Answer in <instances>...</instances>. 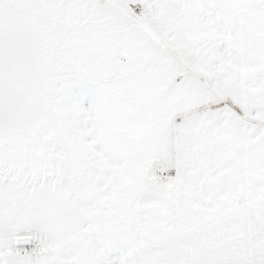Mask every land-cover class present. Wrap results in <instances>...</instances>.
<instances>
[{
	"label": "snow or ice",
	"instance_id": "snow-or-ice-1",
	"mask_svg": "<svg viewBox=\"0 0 264 264\" xmlns=\"http://www.w3.org/2000/svg\"><path fill=\"white\" fill-rule=\"evenodd\" d=\"M0 264H264V0H0Z\"/></svg>",
	"mask_w": 264,
	"mask_h": 264
}]
</instances>
